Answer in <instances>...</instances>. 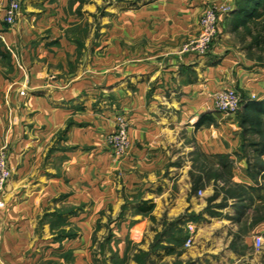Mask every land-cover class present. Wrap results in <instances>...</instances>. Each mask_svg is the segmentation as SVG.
<instances>
[{
    "label": "crops",
    "instance_id": "0c3cea01",
    "mask_svg": "<svg viewBox=\"0 0 264 264\" xmlns=\"http://www.w3.org/2000/svg\"><path fill=\"white\" fill-rule=\"evenodd\" d=\"M10 1L0 0V148L12 171L0 264H138L139 253L150 264H264V167L246 153L264 154L212 99L233 89L264 103V65L233 44L251 42L238 0H21L8 26ZM214 2L232 7L216 43L205 56L183 51ZM118 115L129 123L121 160L106 143Z\"/></svg>",
    "mask_w": 264,
    "mask_h": 264
},
{
    "label": "built area",
    "instance_id": "2783aa9c",
    "mask_svg": "<svg viewBox=\"0 0 264 264\" xmlns=\"http://www.w3.org/2000/svg\"><path fill=\"white\" fill-rule=\"evenodd\" d=\"M21 13V5L18 1H13L5 12V21L8 25L14 26ZM201 32L199 37L191 41L187 48L188 51L199 56H205L209 47L218 35V16L217 11L209 9L201 19ZM215 109L226 115H235L241 107V95L233 89L217 91L212 96ZM108 143L111 146V153L118 158L128 154L130 149L129 123L127 119L120 115L116 119V130L108 135ZM12 177V171L8 165L7 154L4 150L0 152V210L5 208V191ZM196 227L193 224L188 226V240L186 246L190 247L194 242ZM263 246L262 238L256 239V247L261 249Z\"/></svg>",
    "mask_w": 264,
    "mask_h": 264
},
{
    "label": "trees",
    "instance_id": "16d2710c",
    "mask_svg": "<svg viewBox=\"0 0 264 264\" xmlns=\"http://www.w3.org/2000/svg\"><path fill=\"white\" fill-rule=\"evenodd\" d=\"M235 22L242 26L243 35L251 38L249 49L258 52V58L264 61V0H238ZM237 114L244 131L263 135L264 103L243 97ZM253 144L256 152L264 154V141Z\"/></svg>",
    "mask_w": 264,
    "mask_h": 264
},
{
    "label": "rangeland",
    "instance_id": "374dc122",
    "mask_svg": "<svg viewBox=\"0 0 264 264\" xmlns=\"http://www.w3.org/2000/svg\"><path fill=\"white\" fill-rule=\"evenodd\" d=\"M13 1H18L19 3H20V5H21V11H22V2H21V0H11L10 1V3H12ZM10 3H9V5H10ZM8 5V6H9ZM8 8V7H7ZM7 8H6V10H7ZM209 9H214L215 11H217V16H218V35H217V37L214 39V41H213V43L211 44V46L209 47V50H208V52L211 50V48L214 46V44L216 43V41H217V39H218V37H219V35H220V17L222 16V15H224V16H227V15H229V13L231 12V10H232V7L229 5V3H212V4H210L208 7H207V9L205 10V12H204V14H203V16L205 15V13H206V11L207 10H209ZM102 15L104 14L103 12L101 13ZM203 16L201 17V19L203 18ZM201 19H200V21H199V31H198V33L196 34V36H194L193 38H191V39H189L186 43H184V45H183V51H185V52H189L188 51V48H187V46H188V44L191 42V41H194V40H196L198 37H199V34H200V32H201V24H200V22H201ZM8 25V24H7ZM8 26H10V25H8ZM244 37H245V35H243ZM236 37V38H235ZM235 37H234V43L233 44H235L234 46H237V47H239V49H241L242 51H244L249 57H251L252 55L250 54L249 55V53H248V49H249V46H248V44L247 43H245V42H242V40L240 39V35H239V37L237 38V36L235 35ZM246 38V37H245ZM247 49V50H246ZM255 56L253 57V58H255V60L257 61H259L260 63H261V65L263 66L264 65V61H263V59H259L258 58V55L259 56H261L258 52H256L255 51V54H254ZM240 95H241V97L243 98V97H245L243 94H241L240 93ZM253 98V97H252ZM242 100V99H241ZM237 114V113H236ZM117 117H119V115L117 116ZM264 129V128H263ZM115 130H116V127H115ZM249 134V133H248ZM250 135V138H248V140L247 141H249V142H254V143H260V142H263L264 141V133H263V135H258V134H254V133H250L249 134ZM108 135L106 136V143H107V147H108V149H109V151L111 152V146L109 145V143H108ZM2 150H4L5 152H6V154H7V158H8V165H9V153H8V148L5 146L3 149H1L0 148V152L2 151ZM113 155V154H112ZM116 159H118V160H121V159H123L124 157H121V158H118V157H116V156H114ZM246 158L251 162V164L253 165V166H251V167H264V161H262V162H260L261 161V159L259 158V157H255L253 154H251L249 151H247V153H246ZM10 167V166H9ZM155 241H156V239H155ZM155 243V242H154ZM106 248V246H104V249ZM149 254L148 255H145V254H137L136 255V260L139 262L138 264H148V259H149ZM100 264H104V263H100ZM116 264H128V262H124V261H121L119 258H116ZM149 264H150V262H149Z\"/></svg>",
    "mask_w": 264,
    "mask_h": 264
}]
</instances>
